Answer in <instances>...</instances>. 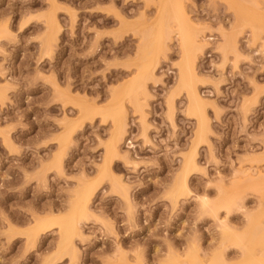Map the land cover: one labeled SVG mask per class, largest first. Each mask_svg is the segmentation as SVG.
<instances>
[{
    "label": "rangeland",
    "instance_id": "374dc122",
    "mask_svg": "<svg viewBox=\"0 0 264 264\" xmlns=\"http://www.w3.org/2000/svg\"><path fill=\"white\" fill-rule=\"evenodd\" d=\"M159 2L0 0V264L264 259V0H178L163 39Z\"/></svg>",
    "mask_w": 264,
    "mask_h": 264
},
{
    "label": "bare ground",
    "instance_id": "6f19581e",
    "mask_svg": "<svg viewBox=\"0 0 264 264\" xmlns=\"http://www.w3.org/2000/svg\"><path fill=\"white\" fill-rule=\"evenodd\" d=\"M118 1V0H116ZM133 2V1H132ZM161 4H159V12L161 17L158 18V21L155 23H150L148 26L152 29V31H158V37L161 39H163V31L165 30V27L168 26V18L166 17V14L168 13V11H173V4L176 3L177 7H180V3H178V0L174 1V0H161V2H159ZM131 4V3H130ZM164 11L166 12V14L163 16ZM158 13V12H157ZM170 13V12H169ZM172 14V13H171ZM170 16V15H169ZM117 17V16H116ZM156 19V18H155ZM186 19V18H185ZM122 21V20H120ZM170 22V21H169ZM125 23V22H124ZM123 23V24H124ZM171 23V22H170ZM167 25V26H166ZM170 29L172 28L169 27ZM181 33L183 34L184 38L183 41L181 42V50L183 53V57L185 59L186 62H189V69H192V65H193V61L195 60V57L198 55L199 52H201V47L200 45H197L199 42L196 40V36H189L188 33L186 32V30H181ZM200 38V37H199ZM202 38V37H201ZM203 41V39H201ZM225 46V45H224ZM231 48V47H230ZM223 49V48H222ZM227 50V49H226ZM231 50V49H230ZM145 55V52L142 53V55ZM143 55V56H144ZM150 60H148V58L143 57L142 58V63L140 64L139 69L141 71V75L145 74L146 72L149 71V67H150ZM188 71H182L180 70V77H179V84L181 85V87H185L186 82L188 81L187 77H188ZM192 72V71H191ZM141 77V76H140ZM137 81L138 78L135 80H132L131 82H129L127 84L126 89L124 90V93H130L133 91V89H136L137 87ZM118 93H113V109H112V115H113V122H114V126H113V131L111 133V139H110V143L108 144V148L105 154V157L103 159V166L106 169V166L108 165V163L110 164V161L116 157L118 155V148H119V143L123 140V137L126 135V123H125V112L122 109V107L119 105L118 103ZM199 95L197 94L196 89H192L190 90L189 94H188V99L190 101L191 107L195 109L200 108L199 110H201L203 107L202 102L200 101ZM202 107V108H201ZM202 119V118H201ZM204 127L205 124L202 122V120H200L199 118V125H198V129H197V136H202L204 133ZM144 130V126L142 127ZM146 131V130H145ZM199 138V137H198ZM68 139V138H67ZM66 142V139L64 140H60V144L59 147H64V143ZM62 149V148H59ZM64 149H62L63 151ZM61 152V150H60ZM62 154V153H61ZM60 156V155H59ZM81 201V202H80ZM79 202V203H77ZM87 202H88V194L85 196H80V200L74 202L72 205V212L69 215V219L68 222L65 223H57L60 226V231L62 233V237L65 239V236H67V232L69 231V229H71V227L75 224L74 222V217L77 216L78 211L81 209H85L87 208ZM227 208V207H226ZM80 210V211H81ZM87 211V210H86ZM83 212V211H82ZM84 213V212H83ZM80 214V213H79ZM78 219V218H77ZM44 225L43 222H39L38 223V227H42ZM75 227V226H74ZM251 227V226H250ZM76 228V227H75ZM74 228V229H75ZM72 229V230H74ZM76 231V229L74 230ZM250 231V230H249ZM252 232V231H251ZM71 233L70 231L68 232V234ZM66 241V240H65ZM66 243V242H65ZM256 251V250H255ZM245 252V251H244ZM249 252V251H248ZM247 252V253H248ZM245 253V255L247 254ZM251 253V252H250ZM250 253L248 254V256L250 255ZM188 255V254H186ZM190 256V255H189ZM247 256V258H248ZM193 257V256H192ZM252 257V256H251ZM250 257V258H251ZM260 257V256H259ZM186 258V257H185ZM194 258V257H193ZM248 258V259H250ZM264 258V257H263ZM190 259V258H189ZM245 259V260H248ZM252 259V258H251ZM194 260V259H193ZM192 260V261H193ZM244 260V259H243ZM243 260L241 261V263L243 262ZM188 261V260H187ZM249 261V260H248ZM248 261H244V262H248ZM179 262V261H178ZM194 262V261H193ZM192 262V264H193ZM252 264H264V259H255L254 261H251ZM250 263V262H248ZM187 264V262H186ZM190 264V263H188ZM240 264V262L238 263ZM247 264V263H244Z\"/></svg>",
    "mask_w": 264,
    "mask_h": 264
}]
</instances>
